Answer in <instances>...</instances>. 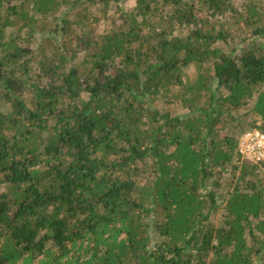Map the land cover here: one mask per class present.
I'll use <instances>...</instances> for the list:
<instances>
[{
  "label": "trees",
  "instance_id": "obj_1",
  "mask_svg": "<svg viewBox=\"0 0 264 264\" xmlns=\"http://www.w3.org/2000/svg\"><path fill=\"white\" fill-rule=\"evenodd\" d=\"M122 1L0 0V264H264V161L206 225L238 112L264 133V0H135L98 32Z\"/></svg>",
  "mask_w": 264,
  "mask_h": 264
},
{
  "label": "rangeland",
  "instance_id": "obj_2",
  "mask_svg": "<svg viewBox=\"0 0 264 264\" xmlns=\"http://www.w3.org/2000/svg\"><path fill=\"white\" fill-rule=\"evenodd\" d=\"M243 0H232V7L234 9H240L242 6ZM115 6H117V8L115 9V6H113L112 9H109L108 11V16L107 18L109 20H100L99 23L95 26L97 27V31L101 32L102 30H106L109 29L110 26V20L113 16V12L114 10L117 12V15L120 13V10L123 12H128L131 11L134 6H135V0H124L122 2H120L119 4H114ZM119 5V6H118ZM85 7V6H83ZM92 12H97L99 11L97 8L93 7L91 8ZM232 14L231 10H228L227 13L224 16H218V15H214L212 18H209V20H212L214 23L213 24V28H215V30H224L226 32V38L225 40H220L218 42L219 47L223 50V52H230L232 49L234 50H239L241 48V46H243L244 43V37L246 36L248 29L245 28L241 23H238L237 25H233L231 26V19H230V15ZM106 21V22H104ZM196 24L197 26H200L201 23H203L205 21V14L201 15L198 14L197 17L195 18ZM191 27V26H190ZM187 29H186V25H182V26H178L176 28L175 34L176 35H186ZM180 113L184 114L185 111H180ZM247 112V110H240L238 112V116L240 115L241 118L244 120L242 123V127L240 129V131H242V133L244 131H248L249 129L252 128V126L255 124V126H259L260 125V120L259 119H254L253 121V115L249 114ZM246 117V118H245ZM251 127V128H250ZM237 131V129H235V132ZM239 131V132H240ZM241 133V134H242ZM246 163L243 162L242 160H237L235 162H233L232 166H226L227 171L224 173V177H222L221 179H219L220 181V188L217 190L218 191V195L217 196V205L219 206L216 213H214L209 220L207 221V226H209L210 228H217L220 225V222L222 220L223 217V205L224 203H221V200H225V198L227 197V195L230 194V192L232 191L230 189V187L227 185L226 181L227 180H233V181H240L239 180V176H240V168L243 167V165H245ZM248 175L245 178L246 182H250V183H256L259 184L264 191V164H258L256 167H254L253 169L250 168H246Z\"/></svg>",
  "mask_w": 264,
  "mask_h": 264
},
{
  "label": "built area",
  "instance_id": "obj_3",
  "mask_svg": "<svg viewBox=\"0 0 264 264\" xmlns=\"http://www.w3.org/2000/svg\"><path fill=\"white\" fill-rule=\"evenodd\" d=\"M237 152L242 161L255 164L264 161V133L258 129L245 131L240 137Z\"/></svg>",
  "mask_w": 264,
  "mask_h": 264
}]
</instances>
